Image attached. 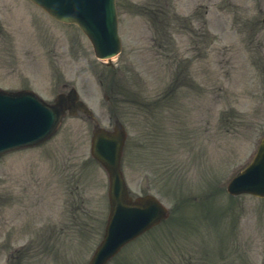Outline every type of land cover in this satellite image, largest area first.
Returning <instances> with one entry per match:
<instances>
[{
	"label": "rangeland",
	"instance_id": "1",
	"mask_svg": "<svg viewBox=\"0 0 264 264\" xmlns=\"http://www.w3.org/2000/svg\"><path fill=\"white\" fill-rule=\"evenodd\" d=\"M7 1L0 0V85L19 86L20 83L27 82L36 91H40L44 97L52 99L57 92L62 90V84L67 82L74 85L82 95L85 94L83 96L86 97L96 116L102 120L103 125L107 124L108 120L116 114L128 124L127 120L128 117H131V114L128 113L127 104L119 101V103L113 105L111 99H106L104 96L105 93L110 91L109 81L105 89L104 86L100 85V79L104 78L103 76H108V73H104V63L95 58L86 37L75 26L55 25L47 21H38V18L33 19L32 24L28 23L26 26L27 20L25 18L19 19V17H16V26L9 25L4 20H7V15L10 14ZM118 1L120 31L124 39L120 55L114 58L112 62L122 66L123 69H130L132 64H136L133 61L129 62L127 54L140 49L141 45L138 41L148 35L150 31H147V28L149 29L148 25L141 21L139 16H134V18L128 13V2L135 0ZM160 1L167 4L168 16L165 24H167L168 19H171L170 21L174 20L169 31L172 35L171 38L178 40L183 55L187 56L185 71L197 78V86L204 90L200 89L198 91L193 87V91L205 95V97L202 96L198 101H195L197 110L191 112L193 117L189 113L183 112L180 114L183 118V124L174 121L175 135L170 138L173 152H167L163 158L157 159L152 170H149L150 166H145L143 161L131 164L125 156L124 169L127 177L131 180L129 182L130 189L136 192H144V190L149 189L160 193L158 185L154 183L153 175L156 178L167 177L177 169H180L178 171L180 176L185 175L187 172L192 175L193 180H200L201 182L188 191L190 198L188 201H192L205 196L203 194L205 182H211L207 179L212 173L213 164H215L213 169L215 173L221 171V175L228 174V178L250 159L256 148L257 140H259L260 131L264 128V103L260 99H255L251 93V91H254L251 90L254 81L257 82L251 75L255 70L249 65L246 70L244 67L242 37L240 34V0ZM20 3L33 9L32 4L27 0H21ZM173 12L177 14L175 19L172 17ZM37 16L51 21L44 14L40 15V12L37 13ZM22 20L26 21L25 24ZM135 20L139 21L134 22ZM53 23L55 22L53 21ZM199 23L204 27L197 28L196 26ZM23 26H26L27 29L31 26L28 30L31 36L26 38L21 36L22 39L12 37L18 28L22 31ZM135 27L136 33L132 32L131 29ZM9 30L11 34L8 37ZM205 32H208L206 36ZM195 33L198 35L197 41L201 46L199 48L190 42L191 34ZM208 40L210 45L204 48L205 42ZM151 44L147 43V45ZM198 50L204 53L197 57ZM145 58L144 63L148 66L157 61L156 57L152 55ZM35 63H39L44 73L42 85L39 86L35 85L33 75L30 73L29 76L28 73L31 68H34ZM35 76L42 78V74ZM257 87L260 90V85ZM210 88L216 90L215 93H217L214 95L215 101L213 100V109L215 108V110L211 115L213 125L206 119L212 112L210 98L213 97L209 95L211 93ZM207 89H209V94H204ZM245 93H247V96ZM221 100H224L225 109L229 106V108L240 110L235 119L230 118L225 122L219 120L218 115L221 111L218 108L223 106L220 105ZM241 110L247 113L249 127H244L245 123L243 125L240 123ZM186 117L190 119V125ZM176 119L180 118L177 116ZM192 123L193 126H191ZM145 125L146 134H151L152 138L155 135L157 142L164 137L167 130V127L164 129L163 122L156 118H149ZM190 126L192 133L188 134L186 128L190 129ZM91 129V125L83 115L68 117L56 136L46 144L51 150L58 152L60 162L63 153L68 151L70 156L69 166L76 167V170L81 172L79 174L81 181L76 190L83 194L84 209L87 214L81 210L69 213V203L65 206L64 204L54 206L52 210L47 207H40L38 210L39 215L50 217L48 234L53 233V235L67 240L68 232L70 236L72 233L79 235V239L71 238V240L79 241L75 243L71 241L70 246L81 247L79 250L82 253L90 245V240L95 238L93 235L96 233L94 232L96 219L98 216L104 218L106 213L105 176L104 174L100 175L94 168L96 165H92L89 161L86 162L90 157ZM142 131L140 132L141 135ZM175 143H177V149H174ZM39 149H42V147L30 151H39ZM14 155L10 154L7 158L11 159ZM189 157L193 159L187 162ZM9 159L8 163H10ZM37 161L39 167H46L51 159L40 156ZM186 164H190V169ZM1 166L0 163V168ZM133 171L136 172L133 173ZM96 178H101L102 183ZM179 180H181V177ZM218 183L220 184V182ZM169 198H165L167 200L165 201L168 205H171L172 196H169ZM243 206L240 228L237 233V237L242 243L239 240L236 243L241 247L237 249L247 253L246 261L241 264H249L247 258H250V262L264 264V201L247 198L243 202ZM40 217L39 220L42 219ZM211 228L217 229L218 224L212 225ZM217 240L214 235L210 237V242H216ZM138 248L135 249V255ZM232 250H236V247ZM82 253L66 255L65 258L69 260L71 257L80 256ZM139 253L141 257L152 258L154 261L157 260L158 264H163L155 252L140 249ZM81 259H76L73 262H79ZM60 264H64V258L63 263ZM220 264H224V262L221 261Z\"/></svg>",
	"mask_w": 264,
	"mask_h": 264
},
{
	"label": "water",
	"instance_id": "2",
	"mask_svg": "<svg viewBox=\"0 0 264 264\" xmlns=\"http://www.w3.org/2000/svg\"><path fill=\"white\" fill-rule=\"evenodd\" d=\"M112 0L108 5L109 8L105 10L104 18H105V29L110 30V34L112 36V43L108 42V48L103 47L104 42L100 40V43H95L98 40V37L93 34L92 40L95 43L96 51L99 55H110L114 53L119 48V43L114 44V17H113V8H112ZM83 17V16H82ZM81 15L78 16V22L81 24L83 23V18ZM65 19V18H63ZM77 19V18H76ZM87 30L91 29L93 32H96L95 25L93 22H90L86 25ZM83 27V26H82ZM0 96V107L2 102ZM19 100V104L12 103L13 101L8 98L6 105L10 104V106L16 108L14 109L12 115L7 120L8 129L14 134V138L10 139L8 146L19 145L24 143H32L37 141L39 138L43 137V134L47 133L55 124L59 116V109L58 107L49 108L41 105L37 100H35L30 95L21 96L19 99H15V101ZM41 110V111H39ZM41 114L45 116L43 122L39 121ZM43 129L40 130L39 128ZM95 136V151L96 155L102 160V162L106 165L109 170L110 177H111V201L113 204L112 209V220L116 221L121 218H128L135 216L139 213L136 217L137 225L143 226L144 224L151 221L156 214L160 215L162 211L160 210L157 213V208L153 201L148 199L141 200L136 208H133L129 205L127 201L123 187L120 188L121 180L117 170V158H118V151H119V143L117 142L116 136L114 134H107L103 131H100ZM97 142V143H96ZM130 230H128L129 232Z\"/></svg>",
	"mask_w": 264,
	"mask_h": 264
},
{
	"label": "flooded vegetation",
	"instance_id": "3",
	"mask_svg": "<svg viewBox=\"0 0 264 264\" xmlns=\"http://www.w3.org/2000/svg\"><path fill=\"white\" fill-rule=\"evenodd\" d=\"M244 5L247 6V2L244 1ZM255 9L260 11L264 10V0H257L255 2ZM18 255H9L7 256V262L8 264H15V262L18 260Z\"/></svg>",
	"mask_w": 264,
	"mask_h": 264
}]
</instances>
